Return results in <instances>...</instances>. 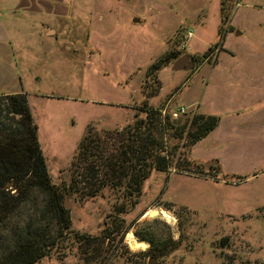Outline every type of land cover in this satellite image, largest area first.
Wrapping results in <instances>:
<instances>
[{
  "label": "rangeland",
  "instance_id": "374dc122",
  "mask_svg": "<svg viewBox=\"0 0 264 264\" xmlns=\"http://www.w3.org/2000/svg\"><path fill=\"white\" fill-rule=\"evenodd\" d=\"M171 52L188 53L192 66L172 70L168 58L149 71ZM13 92L26 95L70 228L97 236L87 245L65 238L32 264H264V0H0V95ZM142 102L219 115L188 153L201 172L219 166V179L152 171L119 216L122 239L103 238L118 191L103 185L93 197L64 198L68 165L87 126L120 129ZM146 223L173 248L162 256L145 252L146 240L131 248L126 233L139 240Z\"/></svg>",
  "mask_w": 264,
  "mask_h": 264
},
{
  "label": "trees",
  "instance_id": "16d2710c",
  "mask_svg": "<svg viewBox=\"0 0 264 264\" xmlns=\"http://www.w3.org/2000/svg\"><path fill=\"white\" fill-rule=\"evenodd\" d=\"M216 45L196 57L207 58ZM178 55L179 52L166 54L149 71H156L168 58L176 59ZM0 106L8 120L6 124L0 122V264L38 262L65 238L89 244L96 235L70 228L68 208L60 201L61 194L49 177L26 95L3 93ZM161 113L159 108L142 102L122 128L96 131L87 126L76 145L68 165L69 189H64L62 196L78 190L85 197H93L103 185L118 191L111 211L102 220L104 226L99 233L103 238L116 234L118 241L122 239L127 225L119 216L137 203L142 184L152 171H202L188 153L217 125L219 115L191 112L172 117L166 110ZM166 133L180 142L169 143ZM211 169L201 175L218 181L219 166ZM236 178L237 182L242 179ZM91 179L92 185L87 188ZM135 234L139 240L148 241L145 252L154 256L173 248L170 236L156 234L152 223L137 228Z\"/></svg>",
  "mask_w": 264,
  "mask_h": 264
},
{
  "label": "water",
  "instance_id": "95a60500",
  "mask_svg": "<svg viewBox=\"0 0 264 264\" xmlns=\"http://www.w3.org/2000/svg\"><path fill=\"white\" fill-rule=\"evenodd\" d=\"M192 64H193V61L190 59L189 54L185 53V54L178 56L176 59L173 60L171 64V69L172 70L188 69L192 66ZM208 163L210 162H206L205 166H208ZM65 197H66V194H64V198ZM63 203L65 207H68V204L66 203L65 200ZM156 213H157L156 209H151L148 211V214H156ZM148 264H153L152 258L148 261Z\"/></svg>",
  "mask_w": 264,
  "mask_h": 264
},
{
  "label": "bare ground",
  "instance_id": "6f19581e",
  "mask_svg": "<svg viewBox=\"0 0 264 264\" xmlns=\"http://www.w3.org/2000/svg\"><path fill=\"white\" fill-rule=\"evenodd\" d=\"M131 248L145 247L147 242L145 240H137L130 232L126 233V238Z\"/></svg>",
  "mask_w": 264,
  "mask_h": 264
},
{
  "label": "built area",
  "instance_id": "2783aa9c",
  "mask_svg": "<svg viewBox=\"0 0 264 264\" xmlns=\"http://www.w3.org/2000/svg\"><path fill=\"white\" fill-rule=\"evenodd\" d=\"M188 34H190V32H188ZM162 112H164V110H162ZM187 112H190L191 113L193 111L190 108H188V106H181L180 105L175 110H172L169 113H170V115L172 117H176V116H178L180 114H185Z\"/></svg>",
  "mask_w": 264,
  "mask_h": 264
},
{
  "label": "crops",
  "instance_id": "0c3cea01",
  "mask_svg": "<svg viewBox=\"0 0 264 264\" xmlns=\"http://www.w3.org/2000/svg\"><path fill=\"white\" fill-rule=\"evenodd\" d=\"M199 66H200V65H198L197 68H198ZM197 68H196V69H197ZM199 106H200V105H199V103H198V108H199ZM202 113H203V112H202ZM204 114H212V113H205V112H204ZM219 121H220V118H219ZM219 121H218V123H219ZM218 123H217V125H218ZM217 125H216V126H217ZM216 126H215V127H216ZM215 127H214V128H215ZM214 128H213V129H214ZM208 133H209V132H208ZM208 133H207V134H208ZM207 134H206V135H207Z\"/></svg>",
  "mask_w": 264,
  "mask_h": 264
},
{
  "label": "flooded vegetation",
  "instance_id": "af4514ba",
  "mask_svg": "<svg viewBox=\"0 0 264 264\" xmlns=\"http://www.w3.org/2000/svg\"><path fill=\"white\" fill-rule=\"evenodd\" d=\"M194 61V60H193Z\"/></svg>",
  "mask_w": 264,
  "mask_h": 264
}]
</instances>
